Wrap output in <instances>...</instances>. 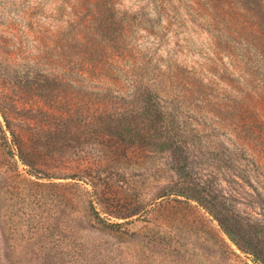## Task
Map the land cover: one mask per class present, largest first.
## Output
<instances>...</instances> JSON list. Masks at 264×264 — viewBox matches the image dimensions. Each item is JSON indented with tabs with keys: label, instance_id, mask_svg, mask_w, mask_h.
Listing matches in <instances>:
<instances>
[{
	"label": "rangeland",
	"instance_id": "obj_1",
	"mask_svg": "<svg viewBox=\"0 0 264 264\" xmlns=\"http://www.w3.org/2000/svg\"><path fill=\"white\" fill-rule=\"evenodd\" d=\"M65 1L0 0V99L9 103L8 116L27 130L31 146L30 165L7 156L1 130L9 132L0 115V264H258L197 203L176 196L181 182L169 154L113 138L94 144L71 137L48 140L44 116L26 122L34 115L28 113L30 105L45 99L42 85L52 100L67 90L57 82L53 49L55 37L68 26L71 11ZM140 2L119 0L117 9L135 11ZM179 13L185 24H175L168 34L171 49L177 44L174 36L187 41L179 43L178 61L194 66L217 54L222 58L213 45L215 31L203 16L189 15L184 5ZM222 62L228 69L224 55ZM225 81L218 93L227 103L233 90L226 75ZM258 96L247 103L246 128L236 127L230 116L215 120H226L225 127L210 121L205 127L212 141L232 145L231 154L255 151L241 164L250 172L248 180L227 177L229 169L218 160L204 167L219 207L250 224L264 220L259 152L264 149V90Z\"/></svg>",
	"mask_w": 264,
	"mask_h": 264
},
{
	"label": "trees",
	"instance_id": "obj_2",
	"mask_svg": "<svg viewBox=\"0 0 264 264\" xmlns=\"http://www.w3.org/2000/svg\"><path fill=\"white\" fill-rule=\"evenodd\" d=\"M118 1H65L64 8L71 11L68 26L55 37L53 49L59 61L57 82L67 90L52 100L42 85L45 99L30 105L28 113L34 115L26 122L44 116L48 140L71 137L94 144L113 138L169 154L181 182L176 196L197 203L233 244L264 264V220L250 224L227 215L204 173L205 166L218 160L229 169L227 177L249 179L241 164L255 151L231 154L232 145L212 141L205 127L207 121L225 127L226 120L222 125L215 120L228 116L236 127L248 126L247 103L264 90V0H141L135 11L117 9ZM183 5L189 15H202L215 31L213 45L223 52L222 58L217 54L194 66L178 61L183 53L179 43L187 41L174 36L177 44L171 49L168 34L175 24H185L179 13ZM223 55L230 72L223 67ZM225 75L233 90L227 103L218 93L219 84H226ZM8 111L9 103L0 99V115L9 132L1 130L6 154L30 165L27 130ZM259 152L264 157V149Z\"/></svg>",
	"mask_w": 264,
	"mask_h": 264
}]
</instances>
